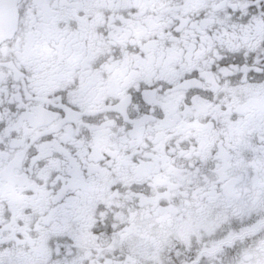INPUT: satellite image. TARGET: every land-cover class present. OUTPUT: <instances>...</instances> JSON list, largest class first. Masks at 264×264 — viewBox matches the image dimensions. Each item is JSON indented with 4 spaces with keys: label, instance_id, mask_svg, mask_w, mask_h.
Masks as SVG:
<instances>
[{
    "label": "snow or ice",
    "instance_id": "6c2138e0",
    "mask_svg": "<svg viewBox=\"0 0 264 264\" xmlns=\"http://www.w3.org/2000/svg\"><path fill=\"white\" fill-rule=\"evenodd\" d=\"M0 264H264V0H0Z\"/></svg>",
    "mask_w": 264,
    "mask_h": 264
}]
</instances>
